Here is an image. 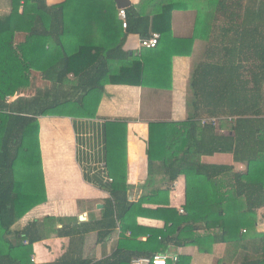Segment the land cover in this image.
I'll return each mask as SVG.
<instances>
[{"label":"trees","instance_id":"16d2710c","mask_svg":"<svg viewBox=\"0 0 264 264\" xmlns=\"http://www.w3.org/2000/svg\"><path fill=\"white\" fill-rule=\"evenodd\" d=\"M8 2L10 12L0 16V264H30L32 245L43 239L39 230L42 225L36 221L17 233L20 241L15 245L7 238L18 221L46 202L37 117L64 110L67 100L59 94L65 86V96L70 91L84 102L102 93L108 84L143 85L139 64L118 75H109L107 61L127 57L123 52L127 34L143 39L158 33L160 38H172V12L188 7L197 9L195 28L198 24L206 26L208 21L216 23L217 36L211 45H216V51H227L230 61L213 65L205 60L193 69L188 118L170 126L167 138L165 124H149V163L161 165L168 188L179 176L186 177L184 213L179 214L174 208H140L139 213L165 222V230L151 233L148 240L175 247L193 246L202 255L212 254L217 245L225 244L244 253L239 264H264V233L257 232L255 226L242 231L240 223L241 213L252 215L264 208V0H200L196 6L173 0L154 18L140 16L130 7L124 10L125 28L116 20L118 11L113 0H64L52 7L45 0ZM26 20L32 22V27L20 26ZM95 27L102 33V39L96 42ZM204 31L205 36L199 37L206 43L208 57L207 27ZM16 32L27 33L25 43L14 46ZM64 37L77 39L75 53L65 52ZM195 37L187 40L189 47ZM33 38L36 44L32 43ZM51 57L54 61L42 67ZM31 69L41 70L52 87L8 104L6 98L28 85ZM130 74L139 80L128 84L126 78ZM68 75L72 81L67 80ZM80 106V111L86 112ZM210 119L216 122L202 123ZM115 138L124 164L125 124L118 126ZM215 153L231 154L234 165H242L243 169L197 160ZM125 173V167L112 173L115 179L109 183L110 200L97 222V243L109 236L116 222L130 211ZM206 188L209 199L204 204L201 192ZM89 231L81 222L74 229L64 227L55 233L70 239L78 234L82 240ZM125 231L122 226L121 235ZM247 254L252 256L246 257ZM139 256L119 249L98 264H130ZM166 258V264L191 261L185 256L175 263ZM55 264L92 263L67 254Z\"/></svg>","mask_w":264,"mask_h":264},{"label":"crops","instance_id":"0c3cea01","mask_svg":"<svg viewBox=\"0 0 264 264\" xmlns=\"http://www.w3.org/2000/svg\"><path fill=\"white\" fill-rule=\"evenodd\" d=\"M63 1L45 0V3L52 7ZM182 1L189 3V6H196L200 0ZM172 2L173 0H129L130 5L127 8H134L140 16L154 18L163 6ZM115 9L119 11L116 7ZM22 10L23 7H20L19 13ZM9 12L8 0H0V16ZM196 13L197 9L192 7L173 11L172 38H160L158 46L153 49L141 47L142 38L139 35H126L123 52L127 57L108 60V73L118 75L122 70H130L139 64L143 85H131V82L139 79L130 74L126 78L130 85H105L102 93L95 94L84 102L79 101L81 97L70 91L65 96V86L64 91L59 94L67 100L62 99L66 101L62 106L64 110L37 117L46 202L30 210L12 227L7 236L9 242L15 245L20 241L17 233L27 224L36 221L42 225L39 230L43 239L32 245L30 264H55L67 254L98 264L110 259L119 249L141 254L139 257L154 254L166 256L172 263L176 262L172 260L174 257L177 260L183 256L190 257V264H228L224 257H227L229 248H234L236 255L241 254L239 248L225 244L217 245L212 254L202 255L193 246L175 247L172 244L148 240L151 233L165 230V222L157 216L139 213L140 208H174L179 213L187 203L186 177L179 176L168 188L169 183L163 175L161 165L148 161L146 151L149 124H165L167 138L170 126L183 123L188 118L189 83L193 69L205 60L213 65L220 61L225 65L230 61L227 51H216V45H211L217 36L216 23L208 21L206 26L198 24V28H195ZM116 20L121 21L118 14ZM32 25L31 21L26 20L21 21L20 26ZM205 27L210 40L208 57L206 43L199 37L205 36ZM94 29L93 41L96 42L102 39V33L100 28ZM193 35L197 37L189 47L187 40ZM27 36L25 32H16L14 46L25 43ZM32 43H37L36 38L32 39ZM62 43L68 54L78 50L75 37H64ZM53 61V57L46 59L47 63H42L41 66L46 67ZM43 76L41 70L31 69L28 85L18 88L12 97L6 98V102L9 104L19 98H31L38 92L51 88V82ZM67 80L72 81L73 77L68 75ZM81 104L87 109L86 112L80 111ZM120 124H125L124 164L115 138ZM166 144L168 145V141ZM197 160L209 165H234L232 155L228 153L200 156ZM234 166L236 169H243L242 165ZM124 167L126 183L129 186L127 195L131 203L130 211L116 222V227L109 236L97 243V222L102 218L104 208L110 200L109 179L114 180L112 173L121 172ZM208 199L206 188L201 192V201L205 204ZM80 216L90 230L82 240L78 234L74 235V239L56 235L55 232L64 227L67 230L76 228L81 223ZM240 223L242 231L255 226L257 232L264 233V208L252 215L241 213ZM122 226L126 228L123 235Z\"/></svg>","mask_w":264,"mask_h":264},{"label":"built area","instance_id":"2783aa9c","mask_svg":"<svg viewBox=\"0 0 264 264\" xmlns=\"http://www.w3.org/2000/svg\"><path fill=\"white\" fill-rule=\"evenodd\" d=\"M118 17L122 22V27H126V16L124 10L118 11ZM160 39V35L158 33H152L149 37L141 39V47L146 49H153L157 46L158 41ZM216 122L215 119H210L207 121H203L202 123H211L214 124ZM109 182L111 180L109 179ZM179 213H183L182 210H179ZM174 262L177 260L175 257L172 259ZM167 258L166 256L160 255H150L148 257H137L131 260L130 264H166Z\"/></svg>","mask_w":264,"mask_h":264},{"label":"rangeland","instance_id":"374dc122","mask_svg":"<svg viewBox=\"0 0 264 264\" xmlns=\"http://www.w3.org/2000/svg\"><path fill=\"white\" fill-rule=\"evenodd\" d=\"M233 250H234V248L233 249L229 248L228 252H227V257H224V258L227 259L228 264H239L242 261L243 256H245V255H243L244 253H242V252L240 255H236L235 251H233ZM247 256L250 257V256H252V254L251 255L247 254L246 257Z\"/></svg>","mask_w":264,"mask_h":264},{"label":"water","instance_id":"95a60500","mask_svg":"<svg viewBox=\"0 0 264 264\" xmlns=\"http://www.w3.org/2000/svg\"><path fill=\"white\" fill-rule=\"evenodd\" d=\"M113 2L118 10H124L130 5L129 0H113ZM83 220L84 218L80 216L79 221L82 222Z\"/></svg>","mask_w":264,"mask_h":264}]
</instances>
